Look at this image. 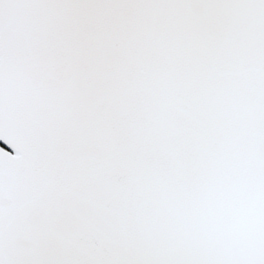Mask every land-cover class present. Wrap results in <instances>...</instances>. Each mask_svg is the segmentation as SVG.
<instances>
[{"label":"snow or ice","instance_id":"1","mask_svg":"<svg viewBox=\"0 0 264 264\" xmlns=\"http://www.w3.org/2000/svg\"><path fill=\"white\" fill-rule=\"evenodd\" d=\"M0 264H264V0H0Z\"/></svg>","mask_w":264,"mask_h":264}]
</instances>
